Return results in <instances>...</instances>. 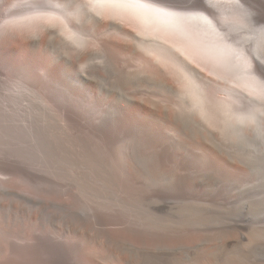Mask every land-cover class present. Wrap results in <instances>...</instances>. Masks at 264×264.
Listing matches in <instances>:
<instances>
[{
  "label": "rangeland",
  "instance_id": "1",
  "mask_svg": "<svg viewBox=\"0 0 264 264\" xmlns=\"http://www.w3.org/2000/svg\"><path fill=\"white\" fill-rule=\"evenodd\" d=\"M235 1L210 0L211 20L240 41L264 81V0ZM88 2L0 0V180L33 198L2 196L0 258H17L4 250L15 242L25 257L65 264H264L256 91L247 92L246 131L229 130L221 115L209 122L188 104L179 73L142 54L154 35ZM32 7L60 10L83 40L63 37L62 22L25 31L17 20ZM45 235L64 248L32 251L30 237Z\"/></svg>",
  "mask_w": 264,
  "mask_h": 264
},
{
  "label": "bare ground",
  "instance_id": "2",
  "mask_svg": "<svg viewBox=\"0 0 264 264\" xmlns=\"http://www.w3.org/2000/svg\"><path fill=\"white\" fill-rule=\"evenodd\" d=\"M87 1H89L87 7L93 13H97V15L106 14L112 16L114 19L127 21V23L133 26V29L137 27L145 33V37L147 35L155 36L153 41L148 40L145 43L139 44L142 48V54L144 52L148 58L154 57L158 62L169 66L172 70L176 71L180 69L178 73L181 80L180 86L182 92L196 114L205 119L209 118V122L213 121V116L216 118L221 115L229 130L246 131L248 124L247 104L251 100L248 93H252L256 89L255 82L257 78L259 79V75L252 68L248 52L243 46L235 44L226 33L219 30L215 23H213L212 28H209L198 18V16H205L211 20L212 16L210 13L170 9L173 12L179 13V15L164 17L127 2L111 3L106 2V0ZM217 1H227V3L233 1V3H239V1L235 0ZM140 2L155 7H162L154 4L150 0H140ZM41 8L32 7L28 11L25 10L26 12L17 20L20 23L19 25L26 27L25 31L32 33L33 30L42 26L45 22L56 24L62 22L63 25L60 26L59 33L63 37H71L75 42H81L83 40V37H81L83 33L81 35H75L77 31L75 32V29L70 27L64 18V14L60 10L48 7L45 9ZM96 18L99 19V17ZM112 25L120 29V32L125 35L130 36L134 33L132 30L124 28L118 21H113ZM84 35L86 36L87 33ZM233 49L243 53L244 58L250 64L252 70H245L244 66L236 60ZM109 65L111 64H97V66H101V70H105ZM185 65L194 69L199 74L200 79L196 75L188 72ZM153 68V70L157 68V71L164 72L160 66L156 65ZM259 81L257 80V82ZM189 82L196 87H190ZM177 84L179 86L178 82ZM166 86L170 91H173L170 83H166ZM133 100L137 102L136 98H133ZM143 103L147 104L148 101H144ZM151 106H155V102H151ZM155 108L159 109L158 107ZM163 110H167L165 104H163ZM236 118L240 119L241 123H234L233 121ZM111 138H108L107 142L111 141ZM114 142L117 144L119 139H115ZM4 172L8 171L3 170L2 173ZM0 190V220L4 218L6 213V206L2 203V196L16 197L28 203L33 202V198L29 195L12 190L8 182L3 179L0 180ZM81 219L85 220L84 217ZM1 232L2 229L0 228ZM133 236L140 238V236L135 234ZM30 240L32 241L30 245L32 251H37L41 246L53 248L57 251L64 248L62 240L60 239V245V240L55 238L54 235L30 237ZM4 250L8 253H11L12 250L16 251L14 253L17 258H0V264H65L59 262L54 257H25L27 251L22 250L21 245L15 242L6 244ZM118 258V253H112L108 261L113 262ZM67 264L69 263L67 262Z\"/></svg>",
  "mask_w": 264,
  "mask_h": 264
},
{
  "label": "snow or ice",
  "instance_id": "3",
  "mask_svg": "<svg viewBox=\"0 0 264 264\" xmlns=\"http://www.w3.org/2000/svg\"><path fill=\"white\" fill-rule=\"evenodd\" d=\"M106 2H111V3H121V2H127L130 3L136 7L144 8L146 10L152 11L153 13L164 16V17H172V16H177L179 13L173 12L170 9L173 8H201L204 9L205 11H209L211 15L215 16V12L213 9L217 8L218 5L212 4L210 0H159V2L162 5H165L164 7H155L152 5H147L143 4L140 2V0H106ZM236 6L239 7L238 2L236 3ZM199 19L203 21L204 24H206L209 28L213 27V21L208 19L205 16H198ZM8 22H6L7 24ZM219 23V21H217ZM241 27H244V25H241ZM232 39H235L234 36L230 37ZM237 44L240 43L239 40L235 41ZM233 52L235 54L236 60L240 62L245 70H250V64L247 63L246 59L243 56V53L241 51H237L233 49ZM187 68L188 72L192 73L193 75H196L198 79H200L199 74L194 71L191 67H188L185 65ZM177 72H180V69L176 70ZM260 74L261 76H264V65H261L260 67ZM190 87L195 88L196 86L194 84H191L189 82ZM256 95H253L252 100L253 102L255 101H260L262 105H264V81H260L256 84ZM251 118L253 121L259 120L260 124L262 127H264V112L260 113H251Z\"/></svg>",
  "mask_w": 264,
  "mask_h": 264
}]
</instances>
